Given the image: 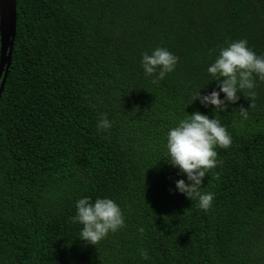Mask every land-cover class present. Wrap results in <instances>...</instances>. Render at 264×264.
I'll use <instances>...</instances> for the list:
<instances>
[{
  "label": "trees",
  "instance_id": "obj_1",
  "mask_svg": "<svg viewBox=\"0 0 264 264\" xmlns=\"http://www.w3.org/2000/svg\"><path fill=\"white\" fill-rule=\"evenodd\" d=\"M16 14L0 97V264H264V81L216 114L231 144L202 180L207 210L175 190L183 174L162 158L177 120L213 115L191 100L217 87L205 69L219 48L245 39L264 53V0H16ZM157 46L178 61L153 82L139 60ZM83 196L113 199L124 217L96 246L71 219Z\"/></svg>",
  "mask_w": 264,
  "mask_h": 264
},
{
  "label": "clouds",
  "instance_id": "obj_2",
  "mask_svg": "<svg viewBox=\"0 0 264 264\" xmlns=\"http://www.w3.org/2000/svg\"><path fill=\"white\" fill-rule=\"evenodd\" d=\"M177 61L174 53L166 47L157 46L150 52H142L139 63L144 75L155 82L171 73ZM205 71L208 82L215 80L217 87L203 94L200 91L203 86L196 89L191 102L199 100L205 108L212 106L213 115L210 117L207 113L194 110L177 120L165 133V154L162 157L178 169V174H183L184 178L175 180V190L202 210L210 207L213 198L211 192L200 190L202 180L216 166L217 150L227 149L231 144V134L216 114L234 104L240 95L245 98L255 96L256 81H264V53L253 51L245 39L232 40L219 48ZM247 108L240 106L237 109L241 120L248 118ZM110 127V120L101 113L96 121L97 132H106ZM71 219L80 226L76 237L95 246L125 223L120 206L106 196H98L95 200L88 196L77 199L75 215ZM140 255L146 258L143 250Z\"/></svg>",
  "mask_w": 264,
  "mask_h": 264
},
{
  "label": "water",
  "instance_id": "obj_3",
  "mask_svg": "<svg viewBox=\"0 0 264 264\" xmlns=\"http://www.w3.org/2000/svg\"><path fill=\"white\" fill-rule=\"evenodd\" d=\"M16 20V0H0V97L12 59Z\"/></svg>",
  "mask_w": 264,
  "mask_h": 264
}]
</instances>
